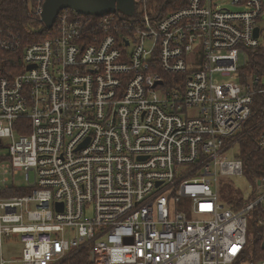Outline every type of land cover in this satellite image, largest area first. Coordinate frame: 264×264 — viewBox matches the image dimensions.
Wrapping results in <instances>:
<instances>
[{
  "label": "built area",
  "instance_id": "1",
  "mask_svg": "<svg viewBox=\"0 0 264 264\" xmlns=\"http://www.w3.org/2000/svg\"><path fill=\"white\" fill-rule=\"evenodd\" d=\"M169 1L63 9L24 70L0 74V190L18 192L0 198V264L5 242L21 264L83 250L87 264H264V175L236 209L218 190L219 174L246 177L226 152L264 96V72L244 75L264 48V0Z\"/></svg>",
  "mask_w": 264,
  "mask_h": 264
},
{
  "label": "trees",
  "instance_id": "2",
  "mask_svg": "<svg viewBox=\"0 0 264 264\" xmlns=\"http://www.w3.org/2000/svg\"><path fill=\"white\" fill-rule=\"evenodd\" d=\"M39 2L40 0H0V74L13 76L23 71L24 48L53 36V30L46 28L39 18ZM164 3L167 5L166 11L184 5L175 0ZM12 36L20 43V47L14 52H8L1 47V41ZM251 52L253 57L244 69L246 77L264 72V48ZM263 102L264 96L258 95L254 112L244 127L246 133L239 139L237 157L243 160L244 175L249 180L264 175V150L258 145L260 122L264 119L261 108ZM13 194L12 191L0 190V198ZM86 254L85 250L78 253L72 264H87Z\"/></svg>",
  "mask_w": 264,
  "mask_h": 264
},
{
  "label": "rangeland",
  "instance_id": "3",
  "mask_svg": "<svg viewBox=\"0 0 264 264\" xmlns=\"http://www.w3.org/2000/svg\"><path fill=\"white\" fill-rule=\"evenodd\" d=\"M231 0H224V2H230ZM231 7V6H228ZM217 80L220 82H230L233 84H238L239 80L235 75L223 76L217 75ZM239 152V145H232V147L226 152L230 157L233 156L234 153ZM218 190L220 201L222 204L233 207L242 206L244 202L247 200L250 192H251V183L248 178L244 176H221L218 175ZM14 194H18L15 192ZM256 226L254 219H249V235L255 234ZM254 236H249V243L251 244L249 247L250 254L253 252L254 246ZM21 253V246L19 244H12L5 242L3 246V255L6 260V264H21L17 261L19 259V255ZM250 264V263H249Z\"/></svg>",
  "mask_w": 264,
  "mask_h": 264
},
{
  "label": "water",
  "instance_id": "4",
  "mask_svg": "<svg viewBox=\"0 0 264 264\" xmlns=\"http://www.w3.org/2000/svg\"><path fill=\"white\" fill-rule=\"evenodd\" d=\"M66 8L83 15L100 16L117 10L131 15L134 13L135 3L134 0H45L41 21L48 29L52 28L59 12ZM255 34L258 35V28Z\"/></svg>",
  "mask_w": 264,
  "mask_h": 264
},
{
  "label": "bare ground",
  "instance_id": "5",
  "mask_svg": "<svg viewBox=\"0 0 264 264\" xmlns=\"http://www.w3.org/2000/svg\"><path fill=\"white\" fill-rule=\"evenodd\" d=\"M255 100H256V98H255Z\"/></svg>",
  "mask_w": 264,
  "mask_h": 264
}]
</instances>
